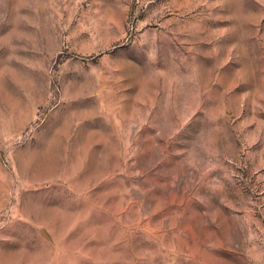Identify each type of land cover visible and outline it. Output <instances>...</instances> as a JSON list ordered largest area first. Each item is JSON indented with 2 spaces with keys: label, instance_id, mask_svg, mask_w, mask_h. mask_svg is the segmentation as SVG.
Returning a JSON list of instances; mask_svg holds the SVG:
<instances>
[{
  "label": "rangeland",
  "instance_id": "374dc122",
  "mask_svg": "<svg viewBox=\"0 0 264 264\" xmlns=\"http://www.w3.org/2000/svg\"><path fill=\"white\" fill-rule=\"evenodd\" d=\"M0 264H264V0H0Z\"/></svg>",
  "mask_w": 264,
  "mask_h": 264
}]
</instances>
